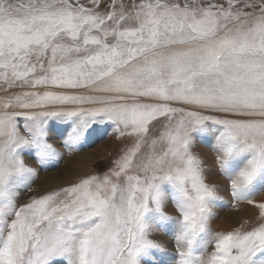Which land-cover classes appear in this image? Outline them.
Returning a JSON list of instances; mask_svg holds the SVG:
<instances>
[{
  "label": "snow or ice",
  "instance_id": "1",
  "mask_svg": "<svg viewBox=\"0 0 264 264\" xmlns=\"http://www.w3.org/2000/svg\"><path fill=\"white\" fill-rule=\"evenodd\" d=\"M0 93V264H264V0H0ZM108 128L106 171L35 193ZM220 191L256 222L213 232Z\"/></svg>",
  "mask_w": 264,
  "mask_h": 264
},
{
  "label": "rangeland",
  "instance_id": "2",
  "mask_svg": "<svg viewBox=\"0 0 264 264\" xmlns=\"http://www.w3.org/2000/svg\"><path fill=\"white\" fill-rule=\"evenodd\" d=\"M50 126L57 135H59L63 128V125L57 121H50ZM100 127L102 128L103 126ZM101 136L102 134L99 130L94 132L83 145V150L69 154L59 168L40 172L39 179L36 185H34L35 193L38 194L39 192L71 183L84 173L102 174L106 171L110 160L122 145L113 137L111 128H108L107 134L103 135V138ZM198 141L194 151L200 154L206 161L207 168H214V157L210 151L211 144L213 143L212 137L207 135L200 136L198 137ZM52 142L55 144L59 141L54 139ZM29 162L32 163L31 160ZM209 182L221 187L224 185L223 177L214 171L210 173ZM32 194H25L24 198L27 199ZM219 196L221 199L217 201L216 207L213 209L214 218L210 222L213 232H226L239 227L241 224L247 226L256 222L258 210L254 206L247 203L235 204L233 206L230 196L225 191H220ZM254 199L256 202H264V191L258 192ZM169 211L174 212V209L170 206ZM231 212L239 213L243 216V220L239 223H230L225 219V216H228V213ZM156 238L162 240L168 246V251L172 256L175 255V248L172 246L170 236L160 233Z\"/></svg>",
  "mask_w": 264,
  "mask_h": 264
},
{
  "label": "bare ground",
  "instance_id": "3",
  "mask_svg": "<svg viewBox=\"0 0 264 264\" xmlns=\"http://www.w3.org/2000/svg\"><path fill=\"white\" fill-rule=\"evenodd\" d=\"M77 159H79V158H77ZM78 161L80 162V160H78ZM78 161H77V163H78ZM225 219L227 221H229L230 223H239V222H241V220H243V216H241L239 213L236 214V213L231 212V213H228V216H225Z\"/></svg>",
  "mask_w": 264,
  "mask_h": 264
}]
</instances>
